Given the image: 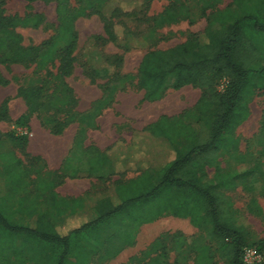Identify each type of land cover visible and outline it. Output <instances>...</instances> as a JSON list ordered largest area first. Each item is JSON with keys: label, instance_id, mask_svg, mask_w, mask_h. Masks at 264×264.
<instances>
[{"label": "trees", "instance_id": "16d2710c", "mask_svg": "<svg viewBox=\"0 0 264 264\" xmlns=\"http://www.w3.org/2000/svg\"><path fill=\"white\" fill-rule=\"evenodd\" d=\"M24 1L57 3V38L62 48L58 51L55 45L49 46L38 61L36 69H41L43 66L40 64L46 62L55 65L58 60L59 70L55 77L60 79L62 96L56 97L54 105L59 112L63 108L67 109L66 113L70 118L68 122L78 121L75 145L79 146L80 152L65 160L63 174L70 178L85 174L96 179L105 175L122 174L118 173L113 160L105 153L94 147L82 149L86 131L97 127L95 119L111 105L115 93L121 88H107L95 107L78 114L74 111L76 101L73 91L65 82V77L71 73L72 53L78 39L74 22L85 17L98 0H80L81 5L75 10L67 7L70 0ZM233 4V9L226 8L212 14L203 33L193 34L184 43L173 48L147 52L138 66L137 85L144 92L145 101L161 98L166 89L178 91L191 86L201 90L202 96L194 106L196 126L188 134L189 143L181 142V133L164 116L147 126L141 138L147 145L159 146L160 153L169 155V158L143 169L136 178L114 182L112 193L106 194L98 202V218L62 234L55 228L58 221L63 222L62 218L60 215H49V212L53 210L59 214L66 209L75 211L79 205L78 199L58 197L53 191L55 183L46 184L48 208L38 216L34 229L12 223L0 195V245L23 237L26 241H40L59 248L61 251L56 264H91L96 256L101 262L111 260L125 247L132 246L142 225L173 217L187 219L193 227L203 232L202 237L197 240L199 243L190 246L191 252L196 255L194 260L197 264H208L215 254L224 264H244L242 255L245 248L256 244L257 251L264 250L263 242H253L251 233L240 223L227 196V192L240 185L244 186L249 179H255L256 171H245L233 177L223 176L220 180L200 175V171L206 166L218 167L220 153L231 145L226 134L248 118V103L256 89L264 88V0H233ZM213 6L205 2L202 13L205 14ZM188 12V7L181 0H168V5L155 21L158 26L176 23L186 17ZM40 24L41 18L37 15L21 19L0 18V63L35 62L39 58L35 55V50L22 48L20 38L13 30L16 27L36 28ZM111 33V38L116 43V36ZM137 43L139 46L144 45L143 41ZM107 69L99 68L96 73L108 75ZM221 82L223 90L220 91L218 86ZM6 84V80L0 76V86ZM40 98L43 96L38 91L25 92L27 108L16 119V127L28 129L30 118L39 114ZM6 111L5 104L1 109L2 118ZM61 132L57 131L55 134ZM10 137L20 144L28 143L27 136ZM128 156L131 154L126 152L118 156L119 164H124ZM0 159L12 182L19 183L22 178V161L11 153H0ZM63 174H58L59 184L63 180ZM252 203L255 204V201L252 200ZM257 210L260 212L258 208ZM94 235L97 238L105 236L106 243H91L90 238ZM171 236L176 244L183 243L179 233ZM159 241L160 239L150 250H154V245ZM153 264L166 263L156 259ZM258 264H264V260Z\"/></svg>", "mask_w": 264, "mask_h": 264}, {"label": "rangeland", "instance_id": "374dc122", "mask_svg": "<svg viewBox=\"0 0 264 264\" xmlns=\"http://www.w3.org/2000/svg\"><path fill=\"white\" fill-rule=\"evenodd\" d=\"M205 2L214 6L203 14ZM181 3L188 7V15L176 23L160 26L155 20L168 5V0H98L85 17L74 22L78 39L72 53L71 73L65 77L76 101L74 111L78 114L84 113L95 107V101L99 100L107 88H121L116 101H113L114 105L100 116L98 127L89 129L86 144L89 147L96 144L104 148L114 147L112 151L120 152V156L124 152L131 154L117 169L122 174L115 177L105 175L101 179L90 177L92 183L89 191L78 199V205L83 208H76L78 211L84 209L88 218L97 215L98 202L106 194L112 193L113 182L136 178L143 169L169 158V155L160 153L159 146L147 145L141 138L143 133L130 136L131 132L133 134L136 131L135 127L143 126V122H146V119L141 122L143 115L150 116L147 119L149 121L152 117L155 119L159 113H176L185 108L179 119H175L179 115L164 117L181 133V142L189 143L188 134L196 126L194 106L202 96L201 90L191 86L180 91L166 89L163 101L160 100L163 96L153 101H145L144 92L137 85L138 66L147 52L173 48L184 43L191 35L203 33L212 14L226 8L233 9L234 4L233 0H181ZM80 5V0H70L67 3L69 10H75ZM56 8V2L0 1V18L21 19L34 15L41 18V24L36 28L16 27L13 30L20 38V46L34 49L39 58L35 62L0 63V76L7 82L0 86V153H11L23 163L21 181L14 184L0 159L1 202L8 210L7 214L10 215L12 223L27 227L35 226L38 216L47 211L46 184L52 182L56 187L62 185L58 184L57 172L49 169L47 164L58 162L62 158L74 135L76 139L79 126L77 120L68 122L70 118L66 113L67 109L63 108L59 112L54 105L57 102L56 97L62 96L60 79L55 77L59 70L58 60L55 65L46 62L40 64L43 66L41 69H36L38 61L48 51L49 46L55 45L58 51L62 48L57 38L59 19ZM111 32L116 36V43L111 38ZM139 41H143L144 45L139 46ZM262 49L264 64V45ZM99 68H108V75L96 73ZM30 90L38 91L43 96L39 100L40 115L34 114L30 118L28 129H22L15 126V121L26 111L24 94ZM218 90H223V82ZM5 104L7 111L2 118L1 109ZM248 108V118L226 134L231 145L220 153L218 167L206 166L200 171V175L211 180H220L223 176L233 177L245 171H256L255 179H249L244 186L240 185L227 192V196L240 223L251 233L253 242L264 243V88L255 90ZM57 131L62 132L56 135ZM11 135L14 138L27 136L28 143L20 144ZM60 136L62 137L59 138ZM116 139H119V144L112 145ZM58 150H62L60 154ZM79 152V146L73 145L70 154L76 156ZM49 213L52 215L51 211ZM172 220L167 217L156 223V226L164 230V234L159 243L154 245V250L150 249L155 243L148 247L138 244L116 259L101 262L96 256L91 264H153L156 259L166 264H197L194 260L196 255L190 250L193 244H171V234L167 233L170 231L169 227L182 225L183 222L179 219ZM19 241L23 242L22 239ZM247 248L257 251L256 244ZM60 251L59 248L47 244H3L0 245V264H56ZM257 253L262 262L264 250ZM208 264L224 262L215 254Z\"/></svg>", "mask_w": 264, "mask_h": 264}, {"label": "crops", "instance_id": "0c3cea01", "mask_svg": "<svg viewBox=\"0 0 264 264\" xmlns=\"http://www.w3.org/2000/svg\"><path fill=\"white\" fill-rule=\"evenodd\" d=\"M186 87H188V86H186ZM186 87H183L180 90H182V89H184ZM180 90H178V91H180ZM171 91H173V90H171ZM119 93L120 92H116L115 93V95L113 97V101L114 102L116 101ZM165 94L160 99L161 101L164 100L163 98L165 97ZM102 96L99 98L98 101H95L94 105L97 104L101 100ZM160 100H158V101H160ZM113 101H112L111 105L109 107L105 108L104 110H102L101 114H99V116L95 119V125L97 127H98V122H99L100 116L102 115V113L105 110L110 109L114 105ZM181 104H184V103H181ZM184 109L185 108H182V109H180V111H178L176 113H164V112H162L161 114L159 113L155 119H154V117H152V120L150 119L149 121H147V119L151 118V117L147 116L145 114V115H143V118L141 120V122H143V120L146 119V122H143L144 125L140 126L138 128L135 127L136 131L133 134H131L132 133L131 132L130 136L133 137V136L140 135L139 133H143L144 129L147 126L155 123L161 116H167V117L178 116V115L182 114V111ZM147 122H149V123H147ZM29 124H30V122H29ZM138 131H141V132H138ZM89 132H90V130L86 131L85 140H84V142L82 144V149H85V148L89 147V145L86 144L87 141H88L87 137L89 135ZM61 137L62 136H60L59 138H61ZM74 143H75V135L70 140L68 150L62 156V158L58 162H53L52 164H50V163L47 164L49 169H51L52 171H56L57 174H61V173L63 174V172H62L63 163L65 162V160L67 158L72 157V155L70 153L73 150V145H75ZM117 144H119V139L113 140L112 145H117ZM94 148L97 149L99 152L105 153L106 155H108L111 158V160H113L112 162L114 164V167L118 169V167L120 165L119 164V158H118V156L120 157V152H117V153L113 152L112 149L114 147L112 149H111V147L110 148H108V147L104 148V147H100L98 144L94 145ZM61 151L58 150L57 152L60 154ZM116 158H117V160H116ZM47 162H48V160H47ZM111 176L115 177L117 175L115 174V175H111ZM90 177H92V176H90ZM90 177L86 176L85 174H82V175H79L78 177L70 178L69 176H66V175L63 174V180L61 181L62 185L59 186V187L58 186L55 187L53 189V191L60 198H64V199H67V200L79 199L81 197H84L86 192L89 191V188L91 187V183H92V179ZM76 189H78L79 191L77 192ZM81 208H83V207L81 206ZM83 210L79 209V211H78V209H77L75 211L74 210L71 211L70 209H67V210L63 211V213H59V214L56 211L52 210L51 212H52L53 216L60 215V217L63 220L62 223H61V221H58V223L55 224V228H56L57 232L59 234L68 232L71 229L77 228L78 226L82 225L83 223H87V222H91V221L96 220L98 218V216H99L98 213H97V215L94 218H88V214H86ZM80 213L82 215H80ZM81 217H83V218H81ZM165 218H167V217H165ZM165 218H161V219H159L156 222H153V223H150V224H144L141 227H139V229H138V231H137V233L135 235V238H134V241H133V245L125 247L115 257V259L118 258L119 256H121L124 253V251H126L128 249H132V248H134V246L136 247L138 244H144L145 247H148L150 244L156 243L158 241V239H160V237L164 234V232H163L164 230H162L161 227L156 226V223H158L160 220L165 219ZM168 218L171 219V220L174 219V221H175V219H177V218H173V217H168ZM179 220H183L182 225L178 224V225H175V227L172 225L173 227H169L170 231L167 230V231H169L167 233H170L171 235L174 234V233H179L182 236L183 244H193V243L197 244V243H199L197 240H199V238L202 237L203 232L199 231L198 229L193 227L190 224L189 220H187V219H179ZM179 220H176V221L178 223H180L181 221H179ZM36 224H37V220H36ZM29 228L34 229V228H36V225L33 226V227L30 226ZM173 228H177V229H173ZM101 235H103V233H101ZM101 235L98 238H97L96 235L91 236V238H90L91 243L95 244L98 241V244H105L106 243V238H105V236H101ZM204 237H206V236H204ZM19 239H22L23 242H20ZM19 239H17L16 241H13V242H6V243H1V244H46V243L40 242V241H26L23 237H21ZM171 244H176L174 242L173 238H171Z\"/></svg>", "mask_w": 264, "mask_h": 264}, {"label": "built area", "instance_id": "2783aa9c", "mask_svg": "<svg viewBox=\"0 0 264 264\" xmlns=\"http://www.w3.org/2000/svg\"><path fill=\"white\" fill-rule=\"evenodd\" d=\"M243 263L244 264H258L260 263V256L256 250L245 248L243 250Z\"/></svg>", "mask_w": 264, "mask_h": 264}]
</instances>
